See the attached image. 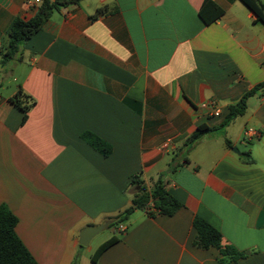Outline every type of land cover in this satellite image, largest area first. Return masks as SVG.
Here are the masks:
<instances>
[{
  "label": "crops",
  "instance_id": "obj_1",
  "mask_svg": "<svg viewBox=\"0 0 264 264\" xmlns=\"http://www.w3.org/2000/svg\"><path fill=\"white\" fill-rule=\"evenodd\" d=\"M30 1L0 0V205L38 263L222 264L193 245L198 216L245 252L231 264H264V88L225 125L264 82V22L242 0H52L64 4L3 64L12 22L39 7ZM21 90L35 101L24 123L11 102ZM160 177L184 205L174 215L137 209L95 249L96 235L79 243Z\"/></svg>",
  "mask_w": 264,
  "mask_h": 264
},
{
  "label": "trees",
  "instance_id": "obj_2",
  "mask_svg": "<svg viewBox=\"0 0 264 264\" xmlns=\"http://www.w3.org/2000/svg\"><path fill=\"white\" fill-rule=\"evenodd\" d=\"M80 0H72L78 2ZM252 11L255 12L258 19L264 22V2L261 0H242ZM64 4V2H62ZM60 1L43 0L38 7L35 15L26 20L16 18L12 22L8 31V42L1 49L2 63L6 64L12 59H21L22 42L31 38L38 31L44 28L53 12L62 4ZM105 12L101 8L93 16L96 17ZM223 13V10L217 6L214 7L210 16L206 18L210 22ZM264 88V82L256 85L248 90L241 100L231 105L225 125L230 123L237 116L245 114L248 108V100L258 91ZM11 102L20 107L24 111L23 123L26 121L29 110L33 107L35 101L31 96L25 94L22 90L11 98ZM207 130L206 127H200L190 138L189 143H195ZM85 138L95 149L108 156L112 152V146L102 138L93 133L87 132L83 134ZM230 146L231 143L227 142ZM141 185L139 180H133ZM181 203L168 189L163 177H160L151 188L142 185L135 195L132 205L125 209L122 214L113 219L111 225H116L120 221H124L130 217L137 209H145L149 215L156 213L163 215H174L183 207ZM18 217L5 205H0V264H39L30 250L26 247L16 232ZM110 225V226H111ZM194 226L197 229V235L193 241V245L199 249H208L215 247L221 255L220 262L222 264H231L245 256V252L240 251L232 244L224 241L223 234L205 219L196 216ZM115 239L104 243L97 251L94 258L102 253ZM78 264V263H74Z\"/></svg>",
  "mask_w": 264,
  "mask_h": 264
},
{
  "label": "water",
  "instance_id": "obj_3",
  "mask_svg": "<svg viewBox=\"0 0 264 264\" xmlns=\"http://www.w3.org/2000/svg\"><path fill=\"white\" fill-rule=\"evenodd\" d=\"M237 150V148H235ZM112 220H108L104 222L103 224H100L98 226H90L85 228L81 234H80V240L79 243L83 246H88L90 244L91 239L100 231L105 229L107 226H110L112 224Z\"/></svg>",
  "mask_w": 264,
  "mask_h": 264
},
{
  "label": "built area",
  "instance_id": "obj_4",
  "mask_svg": "<svg viewBox=\"0 0 264 264\" xmlns=\"http://www.w3.org/2000/svg\"><path fill=\"white\" fill-rule=\"evenodd\" d=\"M42 1L43 0H32V1H30V4L40 6ZM214 114L218 116V115H220V111L218 109L214 108ZM245 135L252 137V136L258 135V131L256 129H254L253 127H249L245 130ZM125 230H126V226L124 224H121L119 226V231L124 232Z\"/></svg>",
  "mask_w": 264,
  "mask_h": 264
},
{
  "label": "rangeland",
  "instance_id": "obj_5",
  "mask_svg": "<svg viewBox=\"0 0 264 264\" xmlns=\"http://www.w3.org/2000/svg\"><path fill=\"white\" fill-rule=\"evenodd\" d=\"M113 228H115V225L108 226L96 234V236L94 237L93 242H92L94 249L96 248V246L100 242H102L108 236V234L111 232L110 230H113ZM89 246H90V244H89Z\"/></svg>",
  "mask_w": 264,
  "mask_h": 264
}]
</instances>
